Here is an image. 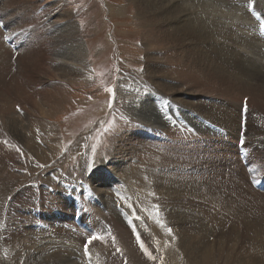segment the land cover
I'll return each instance as SVG.
<instances>
[{"label":"rangeland","instance_id":"374dc122","mask_svg":"<svg viewBox=\"0 0 264 264\" xmlns=\"http://www.w3.org/2000/svg\"><path fill=\"white\" fill-rule=\"evenodd\" d=\"M11 1L0 0V19L6 21L0 23V38L7 47L0 46V53L8 52L0 59V88L21 76L18 94L13 88L2 95L18 98L16 111L22 117L30 112L38 124L26 129L32 139L35 133L31 148L0 121V264H165L167 255L158 245L162 233L156 235L162 231L166 246L172 245L167 248L182 256L179 264H264V182L258 185L264 179V103L252 102L250 91L235 96L239 86L224 84L237 77L258 88L264 69L252 75L242 48L249 41L239 21L231 22L229 7L214 2L218 8L211 7V17L219 33L208 34L203 44L221 69L200 70L180 53V66L169 65L184 76L180 80L171 72L165 78L161 69L167 64L154 62L162 58L163 43L153 38L148 20L158 0H140L149 17H140L138 0ZM69 23L82 53L72 49L75 38L55 45ZM185 41H173L174 49L180 51ZM182 63L188 64L184 70ZM172 84L180 90L175 95L169 92ZM124 135L127 146L119 143ZM131 165L140 177L143 168L155 173L152 203L142 197L153 191L151 183L142 177L148 185L137 184ZM53 225L80 236L56 234ZM7 228L17 233L6 237ZM93 235L99 239L86 245ZM70 252L76 255L72 261L64 258Z\"/></svg>","mask_w":264,"mask_h":264},{"label":"bare ground","instance_id":"6f19581e","mask_svg":"<svg viewBox=\"0 0 264 264\" xmlns=\"http://www.w3.org/2000/svg\"><path fill=\"white\" fill-rule=\"evenodd\" d=\"M16 1V0H14ZM179 0H169V3H165L163 2V0H158L159 3H152V7H153V11H152V17L151 19L148 20V22H150L152 25H154V30L152 31L153 34H154V37L153 38H158L159 41L161 43H163L162 45H160L159 48H161L160 50H162V55L161 57L162 58H157L156 56L154 57V62L155 64L157 63H161L164 62V64H167L166 67H163L161 70H164V73L162 74L164 77L165 76H168L170 75V72L172 75H175L177 76L180 80L183 79L184 76L182 75H179L180 73H178L177 71H173L170 69V64H177L180 66V60L177 61V54H182L184 55L185 57H187L189 59V61L198 69L200 70H205L206 72L212 68L211 66H214L215 69H218L220 70L221 68L218 67L217 63L214 62L213 60H211V57L208 55L207 51H205L206 49L204 48V43L206 42V39H208L207 35L210 34L211 36L214 35V33L217 31V29H213V19L211 16V12L214 11V9H217L218 6L215 3H217L219 0H181V3H178ZM222 2V4H224V7H229V8H226L228 9V13L227 14H231V22H238L239 21V29L241 31V34H243L244 38L247 39V41H249L246 45L243 44V47L244 48V52H247V54L249 55V59L247 60L248 64L250 67H251V71L253 72L254 70H257L258 72L260 71V69H264V34L263 33H260V30L261 28L264 26V3H259L260 0H220ZM245 1V3H243ZM12 1L9 0L8 3L10 4H13L11 3ZM18 2V1H17ZM147 2V1H146ZM195 2V3H193ZM26 3V2H25ZM144 3V2H143ZM142 2H140V0H138V13L140 12V17H143V14L146 16V17H149V15L145 14L146 11V7L143 5ZM150 3V2H148ZM193 3V4H192ZM151 4V3H150ZM221 4V5H222ZM149 5V4H148ZM150 6V5H149ZM148 6V7H149ZM198 7H202L203 8V11L202 12H199L198 11ZM211 7H212V11H211ZM162 9V11L159 13L158 10ZM195 9L196 11L198 12H195ZM209 11L208 12V15L206 14V11ZM216 11V10H215ZM230 11V12H229ZM227 12V11H226ZM214 13V12H212ZM204 15V17H203ZM5 17V16H4ZM145 19V17H144ZM212 19V20H211ZM141 20V19H140ZM260 20V21H259ZM143 22L146 24H148V22L146 20H143ZM174 23V25L172 26L171 23ZM0 23H2L3 25L6 23V21H4L2 18L0 19ZM70 26L68 29V32H67V35H63L61 34L60 36H57L56 37V42H55V45H57V47L61 45H63L65 42V45L70 41V38L74 39L75 38V30L73 31L72 28H74L72 25V23H69ZM145 24V25H146ZM149 27V26H148ZM153 27V26H151ZM60 29V28H59ZM65 29V28H64ZM66 30V29H65ZM9 31V30H8ZM205 33H204V32ZM212 33V34H211ZM216 33H219V32H216ZM179 34V35H178ZM227 34H231V32H227ZM179 37L183 40H186L185 42H182V46L179 45L180 47V51H177L175 50L174 48L177 46L176 44H173V41L177 40L179 42ZM229 37V36H228ZM78 38H75L73 40V43L70 41V43H72V49H75V51L77 49H79V53H82L80 50L83 49L81 43L79 41H77ZM211 39V38H210ZM181 41V40H180ZM167 45V47H165V44ZM196 43H198V46L200 47V49L203 51V53L199 50V48L196 47ZM251 45V46H250ZM0 46L3 47V48H7L4 43L2 42V39L0 38ZM53 46V45H52ZM56 47V46H55ZM178 47V46H177ZM58 48V50H59ZM63 49V48H62ZM61 51V50H60ZM59 51V52H60ZM157 51V50H155ZM159 51V50H158ZM8 53V52H7ZM7 53H4V55L6 56ZM76 53V52H75ZM171 54L173 55V59L172 61H167L166 58L168 57L167 55L168 54ZM234 53V52H233ZM161 54V53H160ZM165 54H167L166 56H164ZM208 55L210 60L207 58V56L205 55ZM5 56H3L1 53H0V59L5 61ZM23 56L22 55V60L23 59ZM25 56H28V55H25ZM53 56V55H52ZM75 56V55H74ZM83 56V55H82ZM146 57V56H145ZM150 57V56H149ZM25 58V57H24ZM57 57L55 56V59ZM152 58V57H151ZM21 59V58H20ZM54 59V58H53ZM58 60V58H57ZM75 60V59H74ZM151 60V59H150ZM10 61V60H9ZM24 61H27L28 63H30V60H24ZM53 61V60H52ZM2 62V61H0ZM153 62V61H152ZM244 62V61H243ZM62 63V62H61ZM66 63V62H64ZM146 63H149L148 60ZM245 63V62H244ZM11 64V63H10ZM63 64V63H62ZM247 65V64H246ZM247 65V66H248ZM28 66V65H27ZM26 66V67H27ZM44 66V65H43ZM63 66V65H62ZM160 66V65H159ZM239 66V65H238ZM3 67V66H2ZM6 67V66H5ZM156 67L158 68V66L156 65ZM162 67V66H161ZM182 70H184L185 68L188 67V64H185V63H182V66H181ZM191 67V66H190ZM243 67L245 68V66L243 65ZM9 68V67H8ZM11 68V67H10ZM205 68H208V69H205ZM213 68V69H214ZM242 68V64H240V69ZM242 68V69H244ZM3 69V68H2ZM5 69V68H4ZM72 69V68H71ZM10 70V69H9ZM63 70V69H62ZM73 70V69H72ZM65 71V70H64ZM210 71V70H209ZM264 71V70H263ZM0 72H3V71H0ZM6 72V71H5ZM8 72V71H7ZM162 72V71H161ZM212 72V71H210ZM248 72V71H247ZM255 73V71L252 73V75ZM11 74V73H10ZM66 74V73H65ZM213 74V73H212ZM259 74V73H258ZM1 75V73H0ZM59 75V74H57ZM67 75V74H66ZM70 75V74H69ZM156 75V74H155ZM221 75L223 76L222 72H221ZM259 75H262V72L259 74ZM14 77V76H13ZM20 77H17L15 75V77L13 79H11V83H3L2 84V88H0V98L2 99V101L4 102L3 104H0V111L2 110L3 112V115H2V119H0V121L2 120V125L3 127H5L6 131L8 133H10L12 136L16 137L21 143H23L24 145H30L31 148H34L32 147V144L31 142H33V139L35 140V133H34V138L32 139V136L30 137L29 133L27 132V128L28 127H33L35 129V127H37L36 125L38 124V120L34 119L33 116L30 114V112H25V117H22L15 109V102H19V99L16 98V97H13V101H11V98L10 100H6L4 95L3 94V91L7 92V91H11L13 88L17 89L16 91V95L19 93V86H20ZM174 77V76H173ZM256 77V76H255ZM59 78V77H58ZM166 78V77H165ZM225 78V77H224ZM245 78H249V76H245ZM55 79V78H54ZM53 79V80H54ZM151 79H152V76H151ZM169 79V78H167ZM178 79V80H179ZM149 80V79H148ZM170 80V79H169ZM177 80V78L175 79ZM210 82L213 81V79H208ZM226 82H224V84H228V86H230V82H232L233 85H238L239 87V90H237L235 93H233L234 95L237 94V93H240V95L242 96L243 95V92H245L247 95L249 93V96L252 98V102L256 103L257 101V104H263L264 103V100H259V99H263L264 98V78H261L259 79L262 83V85H260L258 88H257V85L254 84L253 86V83L251 85H246V82H242V78H237V77H231V78H225ZM55 81V80H54ZM168 81V80H167ZM173 81V80H172ZM184 81V80H182ZM230 81V82H229ZM57 82L56 84L58 85H61L60 81H55ZM148 82V81H147ZM166 83V82H165ZM153 86H155L157 89L159 86L161 89H165L166 85L165 84H158L157 81H152L151 83ZM63 85V83H62ZM65 86V85H64ZM66 87V86H65ZM234 87V86H233ZM21 88V87H20ZM56 88V87H55ZM62 88V87H61ZM67 89V88H66ZM244 89H246L245 91H243ZM257 89V90H256ZM23 90V89H22ZM180 92L179 89H176L174 88L173 84H172V90L169 91L170 94L172 95H175L177 94L176 92ZM182 91H184L182 89ZM59 92H57L56 94H58ZM60 94V93H59ZM157 94V93H156ZM6 95V94H5ZM238 95V94H237ZM149 96V95H148ZM236 96V95H235ZM4 97V98H3ZM135 97H136V94H135ZM58 98V96L56 97ZM151 98V97H150ZM244 98H242L241 100H243ZM136 100V98H135ZM134 100V101H135ZM174 100V99H173ZM176 101V100H175ZM137 102V101H136ZM135 103V102H134ZM160 103V102H159ZM55 106H57L56 102L54 103ZM137 104V103H136ZM149 104V103H148ZM242 105V104H241ZM146 107V106H145ZM136 109V108H135ZM260 110V109H259ZM135 111V110H134ZM137 111V110H136ZM146 115L149 114V112H145ZM133 115V114H132ZM154 116V114H153ZM146 119L148 117H145ZM155 118V117H154ZM142 119V118H141ZM144 119V118H143ZM147 121V120H146ZM5 126H4V124ZM156 121H154L155 123ZM151 123V122H150ZM153 124V123H152ZM32 132V131H31ZM123 142L124 143V146H127L129 144V137L128 136H125L121 138V140L119 141L120 142ZM35 142V141H34ZM238 142V141H237ZM36 143V142H35ZM120 145V144H119ZM237 145V144H236ZM246 148V147H245ZM257 152H258V149L256 148L255 149ZM53 151V150H52ZM245 154V153H244ZM121 159V158H120ZM123 159V158H122ZM117 161V160H116ZM125 161V160H124ZM257 162H260V160L258 159ZM87 170V169H86ZM130 170L132 173H133V179H137V184H142V185H148V181H146L144 178L148 179L149 182L151 183V185L153 186V184L155 183L157 185V179H156V175L155 173L151 170V168H143L141 169L140 171V176H138L137 174L134 173V170H133V165L130 166V168L128 169ZM124 172V171H123ZM263 172V170H262ZM1 177H4V176H1ZM0 177V178H1ZM11 178V177H10ZM112 182V181H111ZM263 182H264V179H262L261 183H259L258 185H263ZM130 183V182H129ZM132 185V184H129V186ZM8 186V185H7ZM112 186V185H111ZM152 192L151 190L149 189V193L146 192L142 197L143 199H148L147 201L150 200V202L152 203V199H153V195H151L150 193L152 194H155L154 192V186L152 187ZM133 186H130V191H132V193L134 192V188H131ZM160 190H162L161 188H159ZM171 190V189H170ZM169 190V191H170ZM166 192V190H164ZM161 192V191H159ZM163 192V190H162ZM171 193V192H169ZM4 194V193H2ZM138 194V193H136ZM157 194V193H156ZM161 194V193H160ZM136 196H140V195H136ZM177 196V195H176ZM1 197H3L1 195ZM161 199V198H160ZM155 200V199H154ZM158 201V199L156 200ZM155 201V202H156ZM75 202V201H74ZM150 202H147V203H150ZM248 202V201H247ZM166 203V202H165ZM145 204V203H144ZM151 205V204H149ZM203 205V204H202ZM256 205V204H255ZM87 206V205H86ZM165 206V205H164ZM245 206V205H244ZM252 206V205H251ZM254 206V205H253ZM149 207V206H148ZM87 208V207H86ZM166 210V209H165ZM109 210L108 209H104L103 210V214H107L106 216H108L109 214L107 213ZM88 212V211H87ZM164 212V211H163ZM165 213V212H164ZM158 214V213H157ZM156 214V215H157ZM168 214V213H167ZM155 215V213H154ZM153 215V213L151 214V222H152V225H153V228L156 232V230L158 229V222L155 218V216ZM169 215V214H168ZM83 216V215H82ZM85 216V215H84ZM159 216V214H158ZM161 216V215H160ZM164 216H166V214H164ZM171 216V215H170ZM174 216V215H173ZM94 217V216H93ZM97 217V215H96ZM99 218V217H98ZM106 218V217H105ZM109 218V217H108ZM107 218V219H108ZM162 218V216H161ZM171 218V217H170ZM77 219V218H76ZM160 219V218H159ZM169 219V218H168ZM174 219V218H173ZM163 220V219H161ZM212 220V219H211ZM214 220V218H213ZM102 221V220H101ZM118 221V220H117ZM166 221V220H165ZM164 221V222H165ZM163 222V221H162ZM120 223V221H119ZM118 223V224H119ZM122 223V222H121ZM263 223V222H262ZM66 224V223H65ZM84 224V223H82ZM124 224V223H122ZM161 224V223H160ZM235 224V223H234ZM64 225V224H63ZM63 225H53L52 228L54 230V232L56 234H59L60 232H67L68 235L70 236L71 239L75 240L76 238H78L80 236L79 233H74L73 231H67L65 230L62 226ZM75 225V224H74ZM100 225V224H99ZM66 226V225H64ZM102 226V225H101ZM253 226V225H252ZM72 227V225H71ZM78 227V226H77ZM76 227V228H77ZM162 227V225H161ZM36 228V227H35ZM68 228V227H67ZM70 228V227H69ZM75 228V229H76ZM163 228V227H162ZM78 229V228H77ZM101 229V228H100ZM161 229V228H160ZM159 229V230H160ZM37 230V229H36ZM70 230V229H69ZM7 231H10V232H7ZM16 229L14 230H10V229H6L5 231V234H6V237H10L11 236V232H12V235L17 233L15 232ZM43 231V230H42ZM87 231V230H86ZM101 231V230H99ZM31 232V231H30ZM240 232V231H239ZM35 233V232H34ZM96 233V232H95ZM159 233V234H158ZM162 233V237L160 236V240L161 243H158V245L160 244L161 247L160 249L163 248L164 253L165 255H167V258L168 260L165 261V264L168 262H170L169 264H179L181 262H179V259L180 258H177L175 256V253L173 252V250L171 248H167V247H171L172 245H169V246H166V238L168 237L167 234L163 233L162 232H157L156 235H158V239H159V235ZM166 233H170V232H166ZM36 234V233H35ZM53 234V233H51ZM83 234V233H82ZM90 234V233H89ZM174 234V233H173ZM184 234V233H183ZM256 234V233H255ZM44 235V234H43ZM176 235V234H174ZM173 235V236H174ZM180 235V234H179ZM261 235H263L261 232L259 233V236L260 237ZM35 236V235H34ZM33 236V238H34ZM41 236V235H40ZM90 236V235H89ZM94 236V235H93ZM171 236V235H170ZM177 236V235H176ZM183 236V235H182ZM187 236V235H186ZM31 237V236H30ZM257 239L259 241H261L260 238ZM38 238V237H37ZM88 238L87 236L85 237V239ZM178 238V236H177ZM181 238V237H180ZM182 238H185V237H182ZM193 238V237H192ZM40 239V238H39ZM170 239V237H169ZM174 239V238H173ZM32 240V239H31ZM183 240V239H182ZM263 240V239H262ZM35 241V239H34ZM88 240L86 239V242ZM181 241V240H180ZM185 243H188L186 242V239H184ZM257 241V240H256ZM70 241H68L69 243ZM73 242V241H72ZM179 242V241H178ZM262 242V241H261ZM10 244H18L17 241L15 240H11L9 241ZM36 244V242H33ZM173 243V242H172ZM182 243V242H181ZM183 243V245L185 244ZM87 245V243H85ZM178 244V243H177ZM2 245H5L4 243ZM40 245V244H39ZM38 245V246H39ZM43 245V244H42ZM65 245V244H64ZM180 245V244H179ZM255 245H256V242H255ZM48 246V245H47ZM60 246V245H59ZM173 246L175 247L174 243H173ZM187 246V245H185ZM44 247V246H43ZM63 247V245H62ZM66 247H68V250L69 248L71 249L70 247V244H68ZM189 248V244L187 246ZM261 247V246H260ZM179 248V247H178ZM186 248V247H185ZM248 248V247H247ZM23 248H21L22 250ZM40 249H41V246H40ZM66 249V248H65ZM87 249V248H86ZM263 249V248H262ZM39 250V248H38ZM58 250V249H57ZM56 250V251H57ZM148 250V249H147ZM175 250V248H174ZM183 250H186L183 248ZM196 250V249H195ZM249 250V249H248ZM254 250V249H253ZM67 250H65L66 252ZM71 251V250H70ZM177 251V250H175ZM180 253L182 250H180ZM191 251V250H190ZM250 251V250H249ZM64 252V251H63ZM69 253V251H67ZM72 252V251H71ZM70 252V255L68 254V256H64L65 259H68L70 261H72V257L76 256L75 254H71ZM82 252V251H81ZM185 253V251H183V254ZM256 253V252H255ZM56 254V253H55ZM163 254V255H164ZM179 254V253H177ZM187 253H185L184 255H186ZM250 254V253H249ZM252 254V253H251ZM250 254V255H251ZM181 255V254H180ZM178 255V256H180ZM245 255H248L247 253ZM254 255V253H253ZM261 255V253H260ZM263 255V254H262ZM201 256V255H200ZM199 256V257H200ZM244 256V255H243ZM257 256V255H256ZM264 256V255H263ZM71 257V258H70ZM166 257V256H165ZM181 259H182V256H180ZM187 257V255L185 256ZM185 257H183V261L185 259ZM203 257V255H202ZM213 257V256H212ZM76 258V257H75ZM188 258V257H187ZM197 258V257H196ZM211 258V257H209ZM219 258V256H218ZM233 258V257H232ZM247 258V257H245ZM243 258V259H245ZM253 258V257H252ZM262 258V257H261ZM264 258V257H263ZM79 259V258H78ZM180 259V261H181ZM165 260V258H164ZM190 260V259H189ZM203 260V259H202ZM248 260V259H247ZM264 260V259H263ZM201 261V260H200ZM251 261V259H250ZM259 261V260H258ZM1 262V261H0ZM75 262H78V261H75ZM187 261H185L186 263ZM249 262V261H248ZM49 263V262H48ZM183 263V262H182ZM192 263V261H191ZM196 263V262H195ZM263 263V262H261ZM47 264V263H46ZM71 264V263H70ZM168 264V263H167ZM189 264V263H188ZM204 264V263H203ZM208 264V263H207ZM211 264V263H210ZM251 264V263H250ZM257 264V263H256Z\"/></svg>","mask_w":264,"mask_h":264},{"label":"snow or ice","instance_id":"6c2138e0","mask_svg":"<svg viewBox=\"0 0 264 264\" xmlns=\"http://www.w3.org/2000/svg\"><path fill=\"white\" fill-rule=\"evenodd\" d=\"M171 230L169 229V232H170ZM99 239V237L98 236H91V237H89V239H88V241L86 242L87 244H91L94 240H98Z\"/></svg>","mask_w":264,"mask_h":264}]
</instances>
